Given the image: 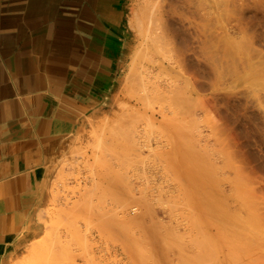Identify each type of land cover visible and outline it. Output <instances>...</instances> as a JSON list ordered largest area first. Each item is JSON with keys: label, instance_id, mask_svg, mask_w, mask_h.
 <instances>
[{"label": "rangeland", "instance_id": "obj_1", "mask_svg": "<svg viewBox=\"0 0 264 264\" xmlns=\"http://www.w3.org/2000/svg\"><path fill=\"white\" fill-rule=\"evenodd\" d=\"M124 1L127 11L121 24L127 25V59L108 105L84 119L49 164L31 224L6 264L218 261L216 240L204 232L202 204L204 177L210 174L220 184L226 174L215 114L204 109L211 89L193 94L187 112H170L167 123L161 122L159 110L169 100L158 101L154 91L138 99L142 90L137 73L145 65V55L136 63L137 79L125 77L138 44L130 21L144 0ZM197 1L203 11L213 9L211 0ZM220 1L213 22L224 31L231 25L233 10L229 0ZM178 75L164 70L156 76L165 82ZM210 242L207 255L204 246Z\"/></svg>", "mask_w": 264, "mask_h": 264}, {"label": "bare ground", "instance_id": "obj_2", "mask_svg": "<svg viewBox=\"0 0 264 264\" xmlns=\"http://www.w3.org/2000/svg\"><path fill=\"white\" fill-rule=\"evenodd\" d=\"M180 1L144 0L138 6L136 23L130 21L138 44L125 79L134 81L145 55L138 99L154 91L158 101L169 100L159 110L165 123L170 112H187L193 94L211 89L204 109L215 114L226 174L220 184L204 177V232L216 240V264H264V0H229L233 17L224 31L213 22L222 1L211 0V11L197 0ZM164 70L179 75L162 82L156 75ZM204 250L211 254V242Z\"/></svg>", "mask_w": 264, "mask_h": 264}, {"label": "crops", "instance_id": "obj_3", "mask_svg": "<svg viewBox=\"0 0 264 264\" xmlns=\"http://www.w3.org/2000/svg\"><path fill=\"white\" fill-rule=\"evenodd\" d=\"M125 6L0 0V264L31 224L49 164L108 105L124 62Z\"/></svg>", "mask_w": 264, "mask_h": 264}]
</instances>
